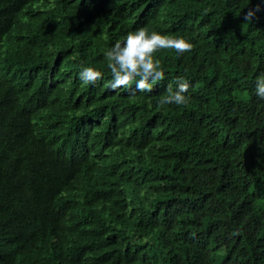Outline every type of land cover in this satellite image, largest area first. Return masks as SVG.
<instances>
[{
    "label": "trees",
    "instance_id": "obj_1",
    "mask_svg": "<svg viewBox=\"0 0 264 264\" xmlns=\"http://www.w3.org/2000/svg\"><path fill=\"white\" fill-rule=\"evenodd\" d=\"M257 2L0 0V264H264ZM141 26L193 47L112 89L104 52ZM176 76L187 103L161 105Z\"/></svg>",
    "mask_w": 264,
    "mask_h": 264
},
{
    "label": "clouds",
    "instance_id": "obj_2",
    "mask_svg": "<svg viewBox=\"0 0 264 264\" xmlns=\"http://www.w3.org/2000/svg\"><path fill=\"white\" fill-rule=\"evenodd\" d=\"M264 8V0H258L254 7L244 12V20L254 23L257 13ZM193 47L191 40L185 36L171 35L148 27H137L127 31L123 39H117L107 48V67L111 71L109 86L120 89L122 86L130 92L151 93L154 83L165 78V69L161 59L154 55L161 49H174L177 55L183 54ZM104 71L94 65L81 68L79 79L85 84H95L103 80ZM175 87L167 85V94L160 97L158 103L181 105L189 99L190 80L184 76L175 77ZM134 84V87L132 85ZM252 93L264 100V72L255 80Z\"/></svg>",
    "mask_w": 264,
    "mask_h": 264
},
{
    "label": "bare ground",
    "instance_id": "obj_3",
    "mask_svg": "<svg viewBox=\"0 0 264 264\" xmlns=\"http://www.w3.org/2000/svg\"><path fill=\"white\" fill-rule=\"evenodd\" d=\"M248 240V239H247Z\"/></svg>",
    "mask_w": 264,
    "mask_h": 264
}]
</instances>
